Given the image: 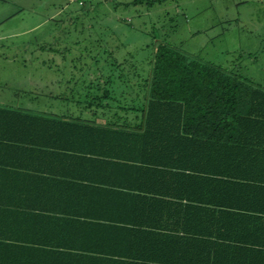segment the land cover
<instances>
[{
    "label": "trees",
    "instance_id": "trees-1",
    "mask_svg": "<svg viewBox=\"0 0 264 264\" xmlns=\"http://www.w3.org/2000/svg\"><path fill=\"white\" fill-rule=\"evenodd\" d=\"M98 71L75 111L0 106V264H264V87L165 43Z\"/></svg>",
    "mask_w": 264,
    "mask_h": 264
},
{
    "label": "rangeland",
    "instance_id": "rangeland-1",
    "mask_svg": "<svg viewBox=\"0 0 264 264\" xmlns=\"http://www.w3.org/2000/svg\"><path fill=\"white\" fill-rule=\"evenodd\" d=\"M135 1L0 0V106L75 111L97 70L132 89L160 43L264 87V0Z\"/></svg>",
    "mask_w": 264,
    "mask_h": 264
},
{
    "label": "crops",
    "instance_id": "crops-1",
    "mask_svg": "<svg viewBox=\"0 0 264 264\" xmlns=\"http://www.w3.org/2000/svg\"><path fill=\"white\" fill-rule=\"evenodd\" d=\"M6 106V105H5ZM21 108H23V109H25V110H31L32 108L31 107H28L27 108V106H25V107H21ZM98 120H100V119H98ZM98 120H97V123L98 124H103V122H98ZM73 207H71V206H67V209H76V210H87V205H85V206H83V207H81V206H79V205H76V204H74V205H72ZM63 209H65V204H63V206H61ZM96 209H98V208H96ZM103 209H105V208H103ZM80 210V211H81ZM76 238H78V237H76V236H73V238L72 239H70L69 241L70 242H76V241H79V239H76ZM81 241H84V240H86L88 243L90 242V241H92V240H88V239H80ZM66 242H67V240H65Z\"/></svg>",
    "mask_w": 264,
    "mask_h": 264
},
{
    "label": "built area",
    "instance_id": "built-area-1",
    "mask_svg": "<svg viewBox=\"0 0 264 264\" xmlns=\"http://www.w3.org/2000/svg\"><path fill=\"white\" fill-rule=\"evenodd\" d=\"M73 1V0H72Z\"/></svg>",
    "mask_w": 264,
    "mask_h": 264
}]
</instances>
